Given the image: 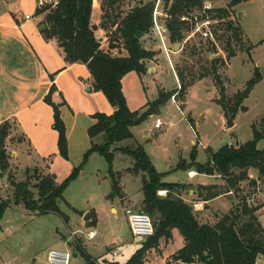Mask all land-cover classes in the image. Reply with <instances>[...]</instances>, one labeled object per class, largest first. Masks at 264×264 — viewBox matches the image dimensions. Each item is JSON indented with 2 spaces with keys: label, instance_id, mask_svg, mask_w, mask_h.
I'll use <instances>...</instances> for the list:
<instances>
[{
  "label": "rangeland",
  "instance_id": "rangeland-1",
  "mask_svg": "<svg viewBox=\"0 0 264 264\" xmlns=\"http://www.w3.org/2000/svg\"><path fill=\"white\" fill-rule=\"evenodd\" d=\"M137 1H126L121 8L122 16L130 12ZM211 1L213 9L210 17L216 42L203 39L199 35L189 37L190 31H184V38L175 43L177 48L171 42L174 49L169 53L172 54L170 58L163 49L158 33L151 29V32L144 36L142 43L157 52L155 62L149 63L163 64L164 67L157 74H150L143 81L134 72L128 75L125 81L124 92L128 105L136 109H139L146 101H153L158 97L159 90H163H158L159 83L165 86L166 91H179L181 86L185 87L184 93L177 95L174 100L168 99L160 107L156 115L160 114L159 117L162 119L161 128L155 127L158 116H150L136 129V134L141 141L138 143L145 147L156 169L164 173L166 177L163 180L167 182H196L201 178L191 179L188 176L187 171L194 170L195 167L190 170H171L170 168L173 164L178 165L182 159L190 162L194 148L198 153L197 161L205 163L208 161L209 148L217 151L230 142L231 144L237 140L241 143L248 142L254 138V126L262 130L264 124L262 122L264 120V0H247L237 5H231L233 0ZM36 3L38 5V0L23 1L21 13L30 14L34 20H37ZM157 3L158 0H155V5ZM221 8L228 10V15L222 18L216 11ZM159 9L163 14L161 24L166 26L168 18L165 14L168 12L164 0H161ZM202 11L203 7H197L191 13L200 15ZM239 11L242 12L241 19L238 17ZM229 22H232L231 28ZM239 27L240 35H237L235 28ZM109 32L100 34L106 36L110 34ZM231 50L235 53L232 57L229 55ZM214 58L218 60L216 72H214L212 62ZM257 68L262 74V79L244 100L243 105L246 109L238 110L234 116L235 124L228 128L226 111L217 101L222 96L218 79L220 78L223 83L224 102L231 107L235 105L234 96L238 91L246 88L247 82L254 77ZM100 99L107 102L104 95L92 97L91 102L85 99L75 100L72 102L73 105L63 98L64 103L61 104L60 111L65 122L68 147L71 143L72 148L68 159L63 158L57 152L52 154V159L56 161L57 173L64 175L62 179L68 175L64 174L66 167L78 163L82 146L88 142L87 129L90 126L88 110L90 108L97 109V111L104 109L99 103ZM227 115H231V110L227 112ZM191 118L195 119L198 129L196 126H192L193 129L190 127V124L194 125L190 122ZM55 131L58 133L56 129ZM156 131L160 133L157 134ZM18 138H20L19 135ZM192 139L195 142L192 143ZM77 143H82L81 148L76 147ZM134 145L137 143L134 142ZM258 147L264 148V138L258 142ZM42 163L43 159L37 158L36 155L28 162L20 160L16 164V175H13L17 181L25 180L28 167L31 169L38 167L41 173H45V168L41 166ZM134 163L135 160L130 155L117 153L113 169L121 170V172L115 178L110 177L109 183L122 179L126 183V189L136 193L137 187L143 185V174L139 175L140 180L136 178L138 175L125 169ZM108 168L107 160L99 154L90 160L82 179L72 183L64 192V198L68 203L66 200L59 202L64 215L55 212L38 215L28 210L23 203L9 207L0 230V264H48L47 254L53 248L70 251L72 254L70 264H84V255L77 250L79 243L88 254L94 255L100 261L106 259L107 264L126 262L134 253L135 247H140L144 240L141 237H134L131 232L129 222L126 220L127 200L121 201L123 190H120L121 194L116 196L117 190L114 186L107 183H102V186L98 185L97 175L101 178H103L101 173L108 175ZM233 172L239 174L240 170L234 169ZM247 174L248 177L239 182L236 190L224 192L212 205L206 206L208 208L206 212L209 214L207 218H201L197 214L196 205H194L197 197L190 194V191L194 190L195 193L199 192V197H203L208 192L206 189L199 188L200 184H186V187L182 189L183 198L193 207L201 223L210 224H215L241 202L247 201L251 207H259L256 215L264 228V177L254 168H248ZM215 176H218L215 181L214 177H209L208 180L217 182L218 188L225 191L228 188L226 178L220 174H215ZM35 183L36 179L33 178L32 184ZM32 190L37 193V189L32 188ZM13 191L14 187L0 175V201L8 199L13 202ZM105 193H109L107 194L108 201L103 200ZM159 194L165 196L167 191ZM112 204L117 207V213L111 211ZM87 207L95 212L97 226L85 221L87 212L83 213V211ZM142 207L141 203L135 210H140ZM201 208H203L202 205ZM243 219L246 220L247 217ZM91 230L97 232L94 238H89ZM184 243L180 232L174 229L170 239H161L158 249L150 250L146 259L148 264H181L173 259V254ZM115 248L121 251L117 256H113L112 253ZM75 252L78 253L77 257L73 256ZM258 264H264V255L258 258Z\"/></svg>",
  "mask_w": 264,
  "mask_h": 264
},
{
  "label": "trees",
  "instance_id": "trees-1",
  "mask_svg": "<svg viewBox=\"0 0 264 264\" xmlns=\"http://www.w3.org/2000/svg\"><path fill=\"white\" fill-rule=\"evenodd\" d=\"M94 0H58L38 6L37 14H45L41 25L46 39H56L62 48L68 63H84L87 65L96 91H101L115 107L112 114L98 112L93 115L96 122L88 128L91 146L84 153L80 164L74 166L71 173L58 182L54 175L41 173L38 167L27 169L26 179L17 181L10 170L9 153L6 141L10 135L12 125L4 122L0 125V174H7L10 185L14 187V200L0 201V230L2 220L9 207L23 203L32 213L42 215L55 212L64 215L60 209V200H65L64 192L69 184L83 172L93 154L103 156L109 164V175L115 178L118 173L113 170L115 153L121 151L134 158L135 163L130 171L136 175L143 174L142 190L144 199L140 211L148 213L155 226V234L145 239L141 246L123 264H147V253L159 246L161 239L168 240L172 232L177 229L184 238V245L173 254V259L188 264H258V258L264 255V228L260 223L256 211L259 207H251L247 201L241 202L230 213L225 214L215 224L201 223L196 217L193 207L187 203L182 195L186 184L163 181L164 173L159 172L153 164L148 152L142 144L133 147L116 146L119 142L133 137L131 128L146 121L151 115L157 114L160 107L173 96L184 93L180 90H159L158 97L139 110H131L123 92L122 79L135 71L140 76L148 71L147 62L152 60L157 52L146 48L142 38L151 32L153 27V11L155 0L144 2L138 0L130 12L122 16L121 8L127 0H102L101 20L97 25L93 22ZM204 0H164L169 14L167 26L171 41L180 42L184 38V31L191 30V22L183 20L189 16L194 8H201ZM242 1L233 0L231 5ZM220 18L228 15L227 9H217ZM232 22H229L231 28ZM99 28L110 31L106 49L102 46L98 36ZM240 35V27L235 28ZM125 51L123 54L122 51ZM230 57L235 53L231 50ZM216 58L212 59L214 72L217 71ZM182 76V74L180 73ZM218 77V76H217ZM262 79L257 68L244 90L234 96V106L224 102V87L221 84V99L217 100L224 110L236 115L239 109L245 110L244 100L249 96L254 86ZM57 90L55 84L45 96L44 100L53 107V128L58 131V148L60 155L68 159L69 147L65 122L61 116L60 106L52 96ZM229 107V108H228ZM264 123V120H262ZM194 126V125H193ZM100 137L103 141H98ZM264 138V124L262 130L254 126V138L240 145L225 144L219 150L209 148L208 161H197V150L191 152V161L182 159L176 169L190 170L195 167L199 173L209 175L220 174L226 178L227 189L221 191L217 185L203 186L208 192L203 196L205 200L213 199L224 192L236 190L239 182L248 177L247 169L254 168L264 177V148L258 147V142ZM49 162L52 157L48 158ZM239 169V174H234ZM33 173V174H31ZM36 183L32 184V180ZM113 186L120 191L118 182ZM37 189V193L32 190ZM167 191L162 196L159 191ZM247 217L246 220L243 217ZM91 225L95 221L90 222ZM77 250L84 255V264H107L106 259L88 254L82 245L77 244Z\"/></svg>",
  "mask_w": 264,
  "mask_h": 264
},
{
  "label": "crops",
  "instance_id": "crops-1",
  "mask_svg": "<svg viewBox=\"0 0 264 264\" xmlns=\"http://www.w3.org/2000/svg\"><path fill=\"white\" fill-rule=\"evenodd\" d=\"M23 1L26 2L28 0H0V125L4 122H9L12 125L10 135L6 141V148L9 153L10 170L11 172H15H13L12 174L16 175V164L19 163L20 160L28 162V160L32 159L36 155L37 158L40 157L41 159H43V163L41 164V166L45 168V173L43 172V174L54 175L58 182H62L64 180L62 179L64 175L61 176L59 173H57L55 169L56 161L52 159V161L49 162L48 160L49 157H52V154H56V152L59 154V135L53 128V107L48 104L44 100V98L50 91V88L53 84H55L57 88V90L52 96L53 100L56 103H60L61 101H63V98L67 99L72 105V102L75 100L85 99L86 101L91 102L92 97H100V95H104V93L101 91H96L94 89L93 78L86 64L80 62L68 63L65 60L64 52L62 48L58 45L57 40L45 38L41 31L43 26L41 25V21L44 19L45 14H37V9L39 6L37 5V3V20H34L33 16L30 14L23 15L21 13V4L23 3ZM142 1L148 2L147 0ZM101 2L102 0L93 1V22L97 25L100 24L102 15ZM27 15H29L30 17L27 18ZM104 32L106 33L105 30L99 28L98 36L100 38L102 46L107 49L109 47L107 36L108 34H106V36L100 34H104ZM143 38L142 42H144ZM145 47L148 48L147 46ZM175 48H177V45H175ZM122 53L124 54L125 51L123 50ZM171 55L172 54H169L170 58H172ZM155 60L156 56L152 60L147 62L148 71L145 74H142L141 76L135 71H131L130 73L126 74L122 79L123 92L125 90L126 79L128 75H132L133 72L136 73L143 81L150 74H157L160 69H163V64L153 65L149 63L155 62ZM176 77L178 80V76ZM164 87L165 86L162 83L158 84V90H167ZM171 99L174 100L175 97ZM103 101L101 99L99 101V103H101L104 108L101 109V111H97V109L91 108L88 110V114L90 117V126L96 122V119L93 117L94 114L98 112L112 114L115 111V107L109 102L107 97V102ZM147 102L148 101H146L139 109L143 108L147 104ZM130 109L139 110L132 107H130ZM151 116L159 117L160 114H153ZM226 117H228L227 113ZM190 122L194 124V126H196V129H198L194 118H191ZM142 124L133 126L131 128L133 137L119 142L116 146L133 147L136 146L134 145V142L139 144L138 142L141 141L139 140V137L136 134V129H138ZM192 126L193 125L190 124L191 128ZM156 133L159 134L160 132L156 131ZM18 135L20 136V138L17 139ZM143 138H145V136ZM200 138L202 140L201 135ZM99 139L100 137L97 140ZM194 141V139L191 140L192 143ZM229 144H231V142ZM81 146L82 143L76 144V147L81 148ZM90 146L91 138L88 134V142L86 145L82 146L81 156L80 159H78L77 161L78 163H73L67 166L66 173H64L65 175H69L74 166L81 163L84 153L88 150ZM71 148L72 144L69 143V155ZM119 152L121 151L116 152L115 155ZM95 155L96 154H93L90 157L88 163L92 158L95 157ZM88 163L86 164V166L88 165ZM176 165L177 164L171 165V170H176ZM173 166H175V168H172ZM132 167L133 165H130L125 169L130 171V168ZM29 168L31 169V167H28L27 169ZM85 168L82 174L77 179L72 181L69 186L75 181L82 179V177L84 176ZM113 170L116 173L121 172V170L118 169ZM190 171H192V176L189 175ZM190 171L187 172L188 176L191 179H194L196 177L201 178H199L196 182L191 181L185 182L183 184L196 183L203 186L217 185V182H212L213 180H208V178L214 177L215 181L216 177L218 176L199 173L195 169ZM97 174L100 173L97 172ZM101 175L103 178L97 175L99 186H102V183H107L108 185L113 186V182L109 183V174L105 175L101 173ZM1 176L6 178L9 184L7 174ZM165 177L166 176L164 175L163 179ZM136 178H139L141 180L139 175ZM69 186L66 188V190L69 188ZM142 186L143 185L138 186L136 193H132L126 189V183L123 182L122 179L118 180V187L120 188V190H123L121 201L127 200L126 207H131L135 209L136 207H138V205H141L144 199ZM107 194L109 193L103 194L104 201L109 200ZM119 194H121L120 191L117 192L116 196H118ZM190 194L194 197H197L195 198L197 201L194 204L196 205L195 211H197V214L201 218L209 217V214H207L206 212V209L208 210L206 206L212 205L215 200L220 198V196H218L213 199L205 200L203 197L198 196L199 192L196 191L195 193L194 190H191ZM66 202L68 203L67 200ZM201 205L203 208H201ZM110 209L114 213L118 212V209L114 204L111 205ZM85 212H91L90 222L94 220V226H97V218H95V212L88 207L84 209L83 213ZM126 220H128V218H126ZM96 235L97 232L95 230H91L89 232V238H94ZM138 247H135L134 252L137 250ZM149 252L150 251H148V253ZM92 256L95 257L94 255Z\"/></svg>",
  "mask_w": 264,
  "mask_h": 264
},
{
  "label": "built area",
  "instance_id": "built-area-1",
  "mask_svg": "<svg viewBox=\"0 0 264 264\" xmlns=\"http://www.w3.org/2000/svg\"><path fill=\"white\" fill-rule=\"evenodd\" d=\"M54 2L57 3L58 0H38V5L42 6L46 3ZM161 3V0H158V3L155 5L154 11H153V27L152 30L156 33H158L160 42L162 43L163 49L166 52L167 56L169 57V53L173 51L174 45L171 41L170 31L167 26L161 24V16L163 15L160 12L159 5ZM203 11L200 15L198 14H189V16H183V20H188L191 23V30H190V36L199 35L203 39H210L214 42H216L215 36H214V28L212 24V18L210 17V12L213 9V4L211 0H205L203 4ZM166 18H169V14H165ZM27 18L30 16L27 15ZM172 42V43H171ZM170 59V58H169ZM163 122L160 117L156 118L155 127L160 128L162 126ZM195 142V141H194ZM189 175L192 176V171L189 172ZM164 190L159 191V193H162ZM126 214L128 218V222L130 225L131 232L134 237H141L143 240L149 238L150 236H153L155 234V226L153 223V220L151 216L143 211L135 210L131 207L126 208ZM113 255L116 256L121 253L120 250L115 249L113 252ZM72 260V254L68 250H61V249H50L47 254V261L48 264H70Z\"/></svg>",
  "mask_w": 264,
  "mask_h": 264
},
{
  "label": "water",
  "instance_id": "water-1",
  "mask_svg": "<svg viewBox=\"0 0 264 264\" xmlns=\"http://www.w3.org/2000/svg\"><path fill=\"white\" fill-rule=\"evenodd\" d=\"M238 17H239V19L242 18V12H241V11L238 12ZM44 27H45V25L42 26V28H44ZM234 124H235V122H234V114H231L230 116L227 117V127L230 128V127H232ZM240 143H241V142H240L239 140H237V141L235 142V144H236L237 146L240 145ZM115 194L117 195L116 192H115ZM84 219H85V221H86L87 223H89V222H90V219H91V212H87V213H86V216H85ZM156 249H158V248H156ZM73 256L77 257V256H78V253L75 252V253L73 254ZM182 264H188V263H182Z\"/></svg>",
  "mask_w": 264,
  "mask_h": 264
},
{
  "label": "bare ground",
  "instance_id": "bare-ground-1",
  "mask_svg": "<svg viewBox=\"0 0 264 264\" xmlns=\"http://www.w3.org/2000/svg\"><path fill=\"white\" fill-rule=\"evenodd\" d=\"M194 174V173H193Z\"/></svg>",
  "mask_w": 264,
  "mask_h": 264
}]
</instances>
